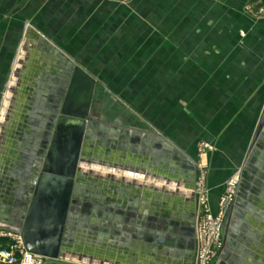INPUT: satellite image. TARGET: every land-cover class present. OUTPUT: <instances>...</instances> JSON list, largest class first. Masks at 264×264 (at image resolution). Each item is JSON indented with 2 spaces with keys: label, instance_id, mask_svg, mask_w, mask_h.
Returning <instances> with one entry per match:
<instances>
[{
  "label": "crops",
  "instance_id": "obj_1",
  "mask_svg": "<svg viewBox=\"0 0 264 264\" xmlns=\"http://www.w3.org/2000/svg\"><path fill=\"white\" fill-rule=\"evenodd\" d=\"M77 1L79 14H88L94 30L108 33L111 41L113 32L126 30L127 25L119 22L122 16L171 17L172 29L168 27L164 31H175L177 16L186 20L197 15H221L220 9L234 8L248 17L243 8L254 0ZM208 1H215V11H209ZM97 17L105 21L103 26ZM91 29L89 26L80 30ZM140 40L143 41L142 37ZM37 47L32 42L25 51L23 65L29 72L25 73V67L20 68L21 75L17 73L19 77L16 75L0 108V226L3 229L17 230L20 182L13 171H22L18 163L24 164V158L18 155L16 136L20 132L22 101L30 95L26 87L37 79L32 71H38V64L45 63L52 65L54 71L64 67V61ZM95 87L96 80L88 112L96 119V136L100 138L88 150L83 166L86 188L80 208L86 213L78 215L69 257L49 264H59L60 260L68 264H196L199 169L195 158L178 140L144 120L123 123L94 116ZM232 105L235 107L233 103L229 110L233 109ZM263 107L264 100L254 121L249 119L251 114L247 121L238 118V128L242 134L246 133L241 137L235 131L233 139L236 138L237 145L233 144L232 151L219 148L210 158L214 162L209 167L206 185L212 211L229 173L237 172L239 179L223 221L221 247L209 264H264V120L250 148Z\"/></svg>",
  "mask_w": 264,
  "mask_h": 264
},
{
  "label": "rangeland",
  "instance_id": "obj_2",
  "mask_svg": "<svg viewBox=\"0 0 264 264\" xmlns=\"http://www.w3.org/2000/svg\"><path fill=\"white\" fill-rule=\"evenodd\" d=\"M208 6L215 11V1ZM79 9L77 0H0V108L32 42L62 64L74 61L96 80L92 114L123 123L141 119L178 140L200 168L198 189L210 206L211 156L219 148L232 151L233 136L246 133L238 118L251 114L254 121L264 100V0L243 8L248 17L234 8L177 16L175 31H164L171 17L122 16L126 30L113 32L111 41ZM96 20L103 26L102 17ZM88 23L92 29L81 32ZM235 174L226 178L216 207Z\"/></svg>",
  "mask_w": 264,
  "mask_h": 264
},
{
  "label": "water",
  "instance_id": "obj_3",
  "mask_svg": "<svg viewBox=\"0 0 264 264\" xmlns=\"http://www.w3.org/2000/svg\"><path fill=\"white\" fill-rule=\"evenodd\" d=\"M94 82L79 65H74L65 105L48 127L44 156L31 160L33 182L22 218L16 223L27 251L52 260L69 257L73 243L78 218L75 213L80 209L86 181L82 167L86 166L82 157L83 140L88 133V110ZM263 120L264 107L250 148Z\"/></svg>",
  "mask_w": 264,
  "mask_h": 264
},
{
  "label": "flooded vegetation",
  "instance_id": "obj_4",
  "mask_svg": "<svg viewBox=\"0 0 264 264\" xmlns=\"http://www.w3.org/2000/svg\"><path fill=\"white\" fill-rule=\"evenodd\" d=\"M63 65V68L54 71L55 69L48 63L42 64V66L38 64L36 67L38 71H32L34 75L37 76L38 81L37 79H33L32 81L30 79L31 86L27 85L28 87H26L30 95L22 101L23 105H21V108L23 109V114L20 116L19 122L20 132H17L16 136V148L19 150V152H17L19 157L24 158L23 161L25 165L18 163V166L20 168L22 167V171H13V176L16 181L19 180L20 182V191L17 194L20 208L18 210L17 216L19 218L17 222L22 218V209L24 208L29 190H31V183L33 182V164L31 160L41 159L44 156L48 141V127L57 119L60 110L65 105L66 92L74 65L69 61ZM22 67L25 66L23 65ZM24 71L25 73L29 72L27 66ZM55 72L60 74L56 76ZM77 99L80 101L79 97ZM78 105L79 104L76 103V106ZM88 115L90 117L88 121V133H86L83 140V152L87 154L88 150L93 147L96 138H98V141L100 138L96 136L98 133L96 131V119L92 117L89 112ZM12 182L13 180L10 181V185H12ZM85 188V184H83V191ZM83 210L84 209L80 208L75 215L78 217L79 213H83Z\"/></svg>",
  "mask_w": 264,
  "mask_h": 264
},
{
  "label": "built area",
  "instance_id": "obj_5",
  "mask_svg": "<svg viewBox=\"0 0 264 264\" xmlns=\"http://www.w3.org/2000/svg\"><path fill=\"white\" fill-rule=\"evenodd\" d=\"M237 177L235 174L227 181L226 191L218 198L215 211H211L206 197L198 189L201 208L196 224V264H209L221 247V228L234 198L233 184L237 185ZM0 238L7 243L3 245L0 242V264H49L54 261L27 251L18 230L2 229Z\"/></svg>",
  "mask_w": 264,
  "mask_h": 264
},
{
  "label": "bare ground",
  "instance_id": "obj_6",
  "mask_svg": "<svg viewBox=\"0 0 264 264\" xmlns=\"http://www.w3.org/2000/svg\"><path fill=\"white\" fill-rule=\"evenodd\" d=\"M21 71L19 70V72H18V74L20 73ZM18 76V75H17ZM20 81V80H19ZM15 86V88H16V85H14ZM14 86L12 87V89L14 88ZM10 102V101H9ZM87 153H85V152H83V154H82V157L83 158H85L84 160H86L87 159ZM234 182H236V179L234 178V180H233ZM233 184V183H232ZM233 188H234V190H235V187H236V185H234L233 184ZM198 197V196H197ZM197 204H198V213L200 212V208H201V205H200V202H199V198H197ZM195 235H196V230H195ZM195 238H196V236H195ZM196 250H197V247H196Z\"/></svg>",
  "mask_w": 264,
  "mask_h": 264
}]
</instances>
